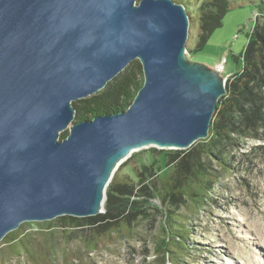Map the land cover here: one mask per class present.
<instances>
[{
  "label": "water",
  "instance_id": "1",
  "mask_svg": "<svg viewBox=\"0 0 264 264\" xmlns=\"http://www.w3.org/2000/svg\"><path fill=\"white\" fill-rule=\"evenodd\" d=\"M188 29L172 0H0V242L26 222L103 214L133 152L207 138L231 75L186 60ZM133 61L143 83L127 109L72 123V104Z\"/></svg>",
  "mask_w": 264,
  "mask_h": 264
},
{
  "label": "rangeland",
  "instance_id": "2",
  "mask_svg": "<svg viewBox=\"0 0 264 264\" xmlns=\"http://www.w3.org/2000/svg\"><path fill=\"white\" fill-rule=\"evenodd\" d=\"M202 1L181 0L192 17L185 44L186 60L209 68L219 63L221 77L233 75L240 68L234 58L246 46L257 10L262 6L264 14V5L261 0H228L230 11L223 17L221 26L201 50H196L197 9ZM75 122L74 115L72 123ZM259 135L257 140H238L233 146H221L227 171L221 172L212 163L216 177L202 207L194 213L186 212L182 202L165 204L155 195V188L159 187V177L177 161L171 155L165 161L163 154L185 153L196 143L185 150H160L153 146L138 149L114 173L119 182L126 183L112 197L114 208L123 205L125 214L133 215L128 220H119L123 222L119 223L118 232L114 229L108 234L104 232L90 243L89 235L93 232L90 229L74 230L68 236L55 231L48 237L55 252L46 256L34 250L33 259L23 254L15 256L9 247L0 244V264H156V243L162 236L161 227L167 225L161 215L165 212L188 234L185 249L173 264H264V131H259ZM105 203L106 195L103 213ZM44 223L56 224L55 220L26 222L16 235L31 234L34 241L40 240L43 245L45 235L40 229ZM100 224L92 230L102 229Z\"/></svg>",
  "mask_w": 264,
  "mask_h": 264
},
{
  "label": "trees",
  "instance_id": "3",
  "mask_svg": "<svg viewBox=\"0 0 264 264\" xmlns=\"http://www.w3.org/2000/svg\"><path fill=\"white\" fill-rule=\"evenodd\" d=\"M172 1L177 4L182 3L181 0ZM261 3L264 5V1L261 0ZM230 7L228 0H203L200 3L197 9L196 50H201L211 34L221 26V21L230 11ZM262 10L263 7L260 6L253 28L247 35L246 46L239 56L234 58L235 62L240 63V68L226 81L225 95L216 105L207 138L197 141L195 147L185 153L163 154L165 161L170 155L171 159L172 157L177 159L171 170L166 172L163 169L165 173L159 177V187L155 188V195L165 204L182 202L186 212H196L202 207L209 186L216 177V172L211 169L212 163L216 164L221 172L227 171L228 165L221 146L224 144L233 146L238 140L260 139L259 131H264V14ZM187 15L189 20L192 19L189 13ZM142 83L140 65L137 61H133L104 89L72 104L76 122L90 121L95 117L125 111ZM66 135L62 133L61 139ZM125 185L124 181L121 183L116 175L113 176L106 191L105 212L101 215L81 219L61 217L55 219L56 224L53 226L44 223L40 229L45 235L43 245L40 240L34 241L31 234L16 235L22 225L16 231L7 234L0 244L9 247L15 256L23 254L30 258L34 250L42 251L44 254L41 255L46 256L55 252L54 244L48 239L55 231L68 236L74 230L90 229V232L93 231L89 235L90 243L96 241L104 232L108 234L113 229L118 232L121 227L119 223L133 216L130 212L125 214L123 205L114 208L115 201L112 197ZM169 214V212L161 214L167 220V225L161 227L162 236L156 243V264L175 263L176 258L185 249V241L188 238L184 227L179 226L176 221L172 222L173 218ZM120 219L123 221H119ZM181 219L182 217L179 216L178 220ZM97 223H102L100 224L102 229L92 230ZM123 230L127 231V229Z\"/></svg>",
  "mask_w": 264,
  "mask_h": 264
},
{
  "label": "bare ground",
  "instance_id": "4",
  "mask_svg": "<svg viewBox=\"0 0 264 264\" xmlns=\"http://www.w3.org/2000/svg\"><path fill=\"white\" fill-rule=\"evenodd\" d=\"M131 153H132V152H131ZM128 155H129V154H128ZM123 159H124V158H122V159L120 160V162L123 161Z\"/></svg>",
  "mask_w": 264,
  "mask_h": 264
}]
</instances>
